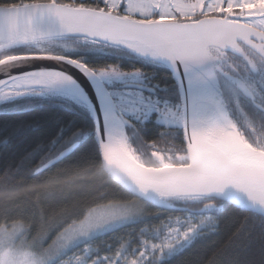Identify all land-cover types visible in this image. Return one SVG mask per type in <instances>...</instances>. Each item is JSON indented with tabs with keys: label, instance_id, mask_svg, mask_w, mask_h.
Here are the masks:
<instances>
[{
	"label": "snow or ice",
	"instance_id": "6c2138e0",
	"mask_svg": "<svg viewBox=\"0 0 264 264\" xmlns=\"http://www.w3.org/2000/svg\"><path fill=\"white\" fill-rule=\"evenodd\" d=\"M0 156V264H264V0H0Z\"/></svg>",
	"mask_w": 264,
	"mask_h": 264
},
{
	"label": "trees",
	"instance_id": "16d2710c",
	"mask_svg": "<svg viewBox=\"0 0 264 264\" xmlns=\"http://www.w3.org/2000/svg\"><path fill=\"white\" fill-rule=\"evenodd\" d=\"M85 55V58L90 60L91 62H94V63H115L116 62V57L115 56H108V55H105L103 53H95V54H84ZM122 66L123 67H127V63L124 62L122 63ZM139 66V65H137ZM30 110H40V111H50V110H55L54 106L53 105H47L46 107L44 105H40L38 103L36 104H33L31 106V109ZM25 148V145L24 144H21L19 145V149L20 150H23ZM9 159V157L7 156H0V166H2L4 163L7 162V160ZM231 223H232V220H231V216L230 214H226L223 222H222V225H221V232L222 234L224 232H226L230 227H231ZM220 237H217V239H219ZM184 260H188V259H191V260H195L196 257L192 254H189V256L183 258ZM177 264H181V262H177Z\"/></svg>",
	"mask_w": 264,
	"mask_h": 264
},
{
	"label": "water",
	"instance_id": "95a60500",
	"mask_svg": "<svg viewBox=\"0 0 264 264\" xmlns=\"http://www.w3.org/2000/svg\"><path fill=\"white\" fill-rule=\"evenodd\" d=\"M74 78H76V77H74ZM80 79L82 80V78H80ZM82 86L87 87V85L86 84H83V83H82Z\"/></svg>",
	"mask_w": 264,
	"mask_h": 264
}]
</instances>
